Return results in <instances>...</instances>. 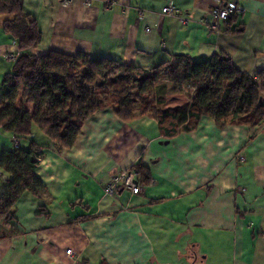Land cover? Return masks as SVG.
I'll return each instance as SVG.
<instances>
[{"label":"crops","instance_id":"crops-1","mask_svg":"<svg viewBox=\"0 0 264 264\" xmlns=\"http://www.w3.org/2000/svg\"><path fill=\"white\" fill-rule=\"evenodd\" d=\"M20 2L42 35L37 55L85 52L148 70L178 54L203 61L224 52L250 74L264 69V0H240L230 31L204 22L215 0ZM170 2L175 13H162ZM12 18L0 14V93L14 66L8 55L21 51L4 28ZM182 95L166 107L188 102ZM17 106L33 110L24 90ZM253 131L203 116L196 131L166 139L153 118L124 122L107 107L71 147L38 130L20 137V146H41L45 190L25 192L16 218L0 220V264H264V124ZM13 136L0 127V155L15 147ZM138 162L152 176L141 193L105 194L114 174ZM8 178L0 172V195Z\"/></svg>","mask_w":264,"mask_h":264},{"label":"trees","instance_id":"trees-1","mask_svg":"<svg viewBox=\"0 0 264 264\" xmlns=\"http://www.w3.org/2000/svg\"><path fill=\"white\" fill-rule=\"evenodd\" d=\"M0 14L13 15L4 28L21 50L12 70L3 77L0 127L14 132L18 141L38 130L56 145L71 147L85 121L107 107L124 122L153 118L166 139L196 131L203 116L221 127L248 126L254 130L252 135L264 124V69L250 74L224 52L203 61L178 54L148 70L104 57L93 59L85 52L52 50L36 55L31 49L39 45L42 35L36 22H27L20 0H0ZM231 18L225 22V31H230ZM223 30L219 22V31ZM165 76L176 83L174 92H182L184 86L193 88L188 102L166 107L169 90L163 82ZM21 90L33 102L32 112L17 106ZM40 147L32 141L1 153L0 172L9 178L0 195V220L9 223L16 218V203L25 192L35 196L44 192L37 174ZM133 168L139 172L138 181L148 185L150 170L141 162Z\"/></svg>","mask_w":264,"mask_h":264},{"label":"built area","instance_id":"built-area-1","mask_svg":"<svg viewBox=\"0 0 264 264\" xmlns=\"http://www.w3.org/2000/svg\"><path fill=\"white\" fill-rule=\"evenodd\" d=\"M117 0H111V3H115ZM175 7L172 2L163 7L162 13L172 14L175 13ZM243 12V8L240 4V0H215V5L211 11L210 18H205L204 22H208L210 28L215 31H219V22H226L234 14H240ZM143 14L140 12V18ZM185 22V19H182ZM149 30V28H147ZM17 55L11 53L8 55L9 60H16ZM193 90V88H191ZM13 141L15 147H18L19 141L18 137L14 134ZM244 157H241V161ZM139 172L136 168L124 169L116 174L110 179V181L105 185L104 192L107 195H116L119 193L121 188L131 191L133 194H139L143 191L144 185L138 181ZM66 254L73 256L75 252L68 248Z\"/></svg>","mask_w":264,"mask_h":264},{"label":"rangeland","instance_id":"rangeland-1","mask_svg":"<svg viewBox=\"0 0 264 264\" xmlns=\"http://www.w3.org/2000/svg\"><path fill=\"white\" fill-rule=\"evenodd\" d=\"M37 55V54H36ZM166 78V79H165ZM165 78H164V83L168 86V90H169V92L167 93V95H166V97H165V104H167L166 103V100L168 101V104L169 105H173V104H176V103H178L179 102V100L178 99H176V98H179V95L180 94H186L187 96H188V98H189V95L192 93V87H190V86H184L183 87V90H182V92H174L173 91V89H174V86L176 85V83L174 82V81H172V80H170L171 78L169 77L168 78V76H165ZM78 80L79 81H81V77L80 76H78ZM78 83H81V82H78ZM176 94V95H175ZM187 96H185V95H182L181 97L182 98H187ZM185 98V99H186ZM175 137H177V136H175ZM175 137H173V138H175Z\"/></svg>","mask_w":264,"mask_h":264},{"label":"water","instance_id":"water-1","mask_svg":"<svg viewBox=\"0 0 264 264\" xmlns=\"http://www.w3.org/2000/svg\"><path fill=\"white\" fill-rule=\"evenodd\" d=\"M262 105H263V103H262Z\"/></svg>","mask_w":264,"mask_h":264}]
</instances>
